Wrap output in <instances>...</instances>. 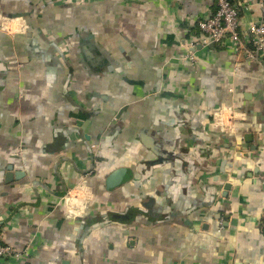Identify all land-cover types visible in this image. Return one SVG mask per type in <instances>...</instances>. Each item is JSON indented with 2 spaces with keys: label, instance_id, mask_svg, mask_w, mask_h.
Returning <instances> with one entry per match:
<instances>
[{
  "label": "crops",
  "instance_id": "1",
  "mask_svg": "<svg viewBox=\"0 0 264 264\" xmlns=\"http://www.w3.org/2000/svg\"><path fill=\"white\" fill-rule=\"evenodd\" d=\"M232 1L238 48L190 45L213 0H0V264H264L263 10Z\"/></svg>",
  "mask_w": 264,
  "mask_h": 264
},
{
  "label": "built area",
  "instance_id": "2",
  "mask_svg": "<svg viewBox=\"0 0 264 264\" xmlns=\"http://www.w3.org/2000/svg\"><path fill=\"white\" fill-rule=\"evenodd\" d=\"M258 1L263 10V18L259 22H250L255 48L248 49L247 54L252 59L263 57L264 54V0ZM213 2L216 5L214 11L198 20V26L202 30L201 36L192 38L190 45L221 43L228 38L236 44L237 48L244 46L240 30L242 25L241 2L232 0H213ZM7 19L9 20L8 17L3 16L2 27L7 28L5 24ZM190 57L194 58L193 53ZM260 178L264 181V174H261ZM21 254L22 252L11 244L2 242L0 233V257H20Z\"/></svg>",
  "mask_w": 264,
  "mask_h": 264
},
{
  "label": "water",
  "instance_id": "3",
  "mask_svg": "<svg viewBox=\"0 0 264 264\" xmlns=\"http://www.w3.org/2000/svg\"><path fill=\"white\" fill-rule=\"evenodd\" d=\"M15 175H16L17 178L20 177V174H18V173H16ZM8 176H9V178H8ZM10 176H11V174H10V175H7V179H10V178H11ZM229 186H230V183L226 185L227 188H228Z\"/></svg>",
  "mask_w": 264,
  "mask_h": 264
}]
</instances>
